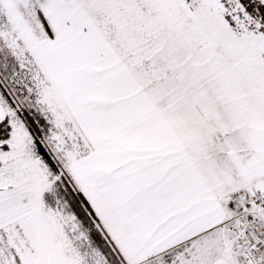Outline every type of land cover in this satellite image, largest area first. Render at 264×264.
I'll list each match as a JSON object with an SVG mask.
<instances>
[{"label":"snow or ice","instance_id":"obj_1","mask_svg":"<svg viewBox=\"0 0 264 264\" xmlns=\"http://www.w3.org/2000/svg\"><path fill=\"white\" fill-rule=\"evenodd\" d=\"M0 264H264V0H0Z\"/></svg>","mask_w":264,"mask_h":264}]
</instances>
